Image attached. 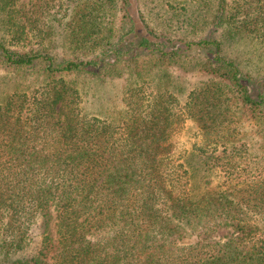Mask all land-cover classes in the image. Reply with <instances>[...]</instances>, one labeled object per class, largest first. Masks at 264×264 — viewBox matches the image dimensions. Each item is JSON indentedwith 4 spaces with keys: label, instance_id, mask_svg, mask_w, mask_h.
<instances>
[{
    "label": "trees",
    "instance_id": "16d2710c",
    "mask_svg": "<svg viewBox=\"0 0 264 264\" xmlns=\"http://www.w3.org/2000/svg\"><path fill=\"white\" fill-rule=\"evenodd\" d=\"M136 1L0 0V264H264V79L222 46L263 39L264 0H198L178 27L209 32L177 44ZM171 63L206 76L180 86ZM91 79L123 82L121 108L92 113Z\"/></svg>",
    "mask_w": 264,
    "mask_h": 264
},
{
    "label": "rangeland",
    "instance_id": "374dc122",
    "mask_svg": "<svg viewBox=\"0 0 264 264\" xmlns=\"http://www.w3.org/2000/svg\"><path fill=\"white\" fill-rule=\"evenodd\" d=\"M27 2L28 0H23ZM174 2V6H178L180 11L182 12V15L175 14L174 9H169L168 11H165L164 9L160 11V9H154L153 11H150L149 13L146 11L147 5H145L144 0H137V5L142 8L146 14L147 17H149L150 24L157 28L159 31L164 32L166 30V36H170L171 38H174V43H180V40H190L194 41V39L203 38L206 36V34L209 32L208 27H205L201 22L197 26V32H191L189 33L186 29L182 28L180 29L179 22L182 21V25L189 26V21H186V17L193 13L194 10L199 5L198 0H171ZM202 2L205 1L207 5H202L204 10L209 9L210 16H212V13L217 8V4L212 1H206V0H199ZM147 2V1H146ZM229 6L233 4V0H228ZM136 7V6H135ZM134 7V9H135ZM228 7V6H227ZM214 9V10H213ZM156 11H160V13H157ZM199 13V12H197ZM196 13V14H197ZM157 14H163L164 18H160V16H156ZM211 18V17H209ZM201 19V18H199ZM169 25H172V28L168 29L167 27H164L163 21ZM185 22V24H184ZM216 35H214L215 37ZM213 38V37H212ZM223 46V53L225 57L233 60L236 62L242 70L245 72H249L255 77L263 78L264 79V37L263 39L259 38H253L248 35L239 36L233 40L227 39L225 37L224 42L222 44ZM59 51L57 54H61ZM197 60H202L200 57L204 58V54L201 52H198V50H194L191 53ZM70 58H73L72 56H69ZM195 59L194 61L197 62ZM204 60V59H203ZM184 65V68H181V70H191L188 65H190L189 62H182ZM187 65V66H186ZM192 66V65H191ZM179 65H175L174 63H171L167 67L161 68L162 70H170V72H173L174 75L180 76L178 79V84L185 85L188 87V85H195L201 80H203L206 76L204 73H197L196 71H188L181 74V72H178L176 70L178 69ZM3 70H13V69H5L0 67V81L3 86H10V84L13 83V79L8 73H6ZM32 70V69H31ZM157 70V69H154ZM192 70H198V68H194ZM123 82L121 81H109V80H103V79H91L87 82L86 86L88 87V92L96 94L91 99V105L88 104L89 109L92 111V113H97L98 108L100 105H106L107 108L112 109L114 106L120 104L121 96L120 91L122 88ZM181 86V85H180ZM118 108H121L120 105ZM243 121V122H242ZM245 121V122H244ZM241 128L244 132L247 133V136H249L250 140H253L254 143H257L258 141V133L257 129L250 125L246 119L245 116L242 115L241 120ZM198 130V125L195 121L190 120L184 127V129L177 135L176 141H177V147L179 150L184 151H192L193 149V143L196 141V133ZM191 161H197L198 158L194 159L192 156H190ZM211 177V176H210ZM212 179L214 183L218 182V178L216 174L212 175ZM227 228H218L217 229V235L221 236L224 235L227 232ZM30 239L28 240V244L26 248L23 251L16 252L12 254V257H18L23 254L34 252L39 246L40 243V234L39 230L36 227L31 228L30 230ZM2 258V255L0 256Z\"/></svg>",
    "mask_w": 264,
    "mask_h": 264
}]
</instances>
